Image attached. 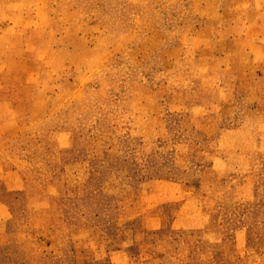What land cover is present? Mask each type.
Masks as SVG:
<instances>
[{
	"label": "rangeland",
	"instance_id": "obj_1",
	"mask_svg": "<svg viewBox=\"0 0 264 264\" xmlns=\"http://www.w3.org/2000/svg\"><path fill=\"white\" fill-rule=\"evenodd\" d=\"M0 264H264V0H0Z\"/></svg>",
	"mask_w": 264,
	"mask_h": 264
}]
</instances>
